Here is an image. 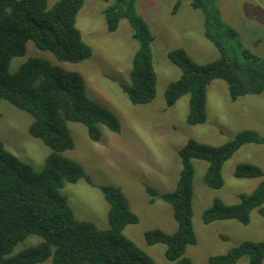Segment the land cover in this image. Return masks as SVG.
<instances>
[{"label":"trees","instance_id":"trees-1","mask_svg":"<svg viewBox=\"0 0 264 264\" xmlns=\"http://www.w3.org/2000/svg\"><path fill=\"white\" fill-rule=\"evenodd\" d=\"M48 1L0 0V102L27 113L32 119L28 134L50 149L42 169L36 172L0 142V264H41L48 259L51 264H155L123 235L126 226L138 223V217L120 189L101 188L108 205L105 230L76 219L61 194L65 183L90 182L80 164L63 156L74 147L68 124L83 125L88 137L98 142L99 125L119 133L116 116L87 96L78 72L34 57L27 58L15 72L10 71L12 59L25 57L28 42L51 53L59 62L77 64L92 56L91 47L76 27L84 0H57L51 7ZM136 1L114 0L104 9L103 17L108 33H114L121 20H126L132 30L131 37L138 47L131 62L130 85L122 89L132 105H146L156 91L153 36L136 11ZM191 7L202 12L203 36L214 45L219 57L200 65L182 49L168 52V61L181 71V76L167 86L164 100L171 107L188 96L186 123L195 126L206 121L207 87L214 80L225 82L232 102L247 95H261L264 61L246 50L242 51V60L228 54L225 43L237 39L238 34L222 20L216 0H192ZM248 144H264V138L253 130H243L221 146L188 140L178 152L181 170L175 188L161 196L172 209L177 229L173 234L148 231L144 235L146 244L164 245L165 259L173 264H193L185 257L186 247L196 243L192 161L207 163L203 183L218 190L224 183V163ZM233 175L237 179H262L263 171L254 164L241 163L235 166ZM146 191L155 196L150 188ZM253 210L264 219V180L251 193L238 195L236 204L215 199L203 212L202 220L205 224L233 220L245 226ZM30 236L42 240L12 255L14 248ZM242 258L248 259L247 264H262L264 242H243L224 255L209 258L208 263L237 264Z\"/></svg>","mask_w":264,"mask_h":264},{"label":"rangeland","instance_id":"rangeland-1","mask_svg":"<svg viewBox=\"0 0 264 264\" xmlns=\"http://www.w3.org/2000/svg\"><path fill=\"white\" fill-rule=\"evenodd\" d=\"M55 1L49 0L48 6ZM113 1L84 0L77 14L76 27L84 43L92 49L89 59L77 64L59 62L51 53L38 50L28 42L25 57L12 59L10 71L15 72L27 58L34 57L78 72L84 79L87 96L116 116L119 133L99 125L98 142L88 137L83 125L68 124L74 147L63 156L80 164L90 182L65 183L61 194L76 219L105 230L108 228V205L101 188L120 189L130 210L138 217V223L126 226L123 235L155 264H173L165 259V246L147 245L144 235L151 230L173 234L177 229L172 209L161 196L175 188L181 170L179 150L190 139L221 146L243 130H253L264 138V92L232 102L225 82L214 80L207 87L205 123L189 126L186 123L188 96L181 97L171 107H167L164 100L167 86L181 76V71L168 61L167 54L182 49L200 65L218 59L217 49L203 36V14L191 7L192 0H137L136 11L153 36L151 52L156 91L149 104L132 105L122 87L130 85L131 62L138 45L131 37L132 30L126 20L119 22L114 33L106 31L103 11ZM218 2L223 21L238 34L237 39L225 43L228 54L242 60V51L246 50L264 61V14H255L247 0ZM255 2L264 13V0ZM31 121L27 113L6 101L0 102V142L7 151L38 172L50 149L28 134ZM241 163L259 166L263 178H235L234 168ZM192 165L191 206L196 243L186 247L185 257L193 264H209V258L224 255L243 242H264V219L256 210L251 212L249 224L245 226L233 220L210 224L202 220L203 212L215 199L227 205L236 204L238 195L251 193L260 180H264V144L245 145L226 161L222 167L224 183L218 190L203 183L206 162L193 160ZM147 188L155 196L149 195ZM41 240L38 236L28 237L14 248L12 255ZM247 263V258L237 262ZM41 264H51V259Z\"/></svg>","mask_w":264,"mask_h":264},{"label":"crops","instance_id":"crops-1","mask_svg":"<svg viewBox=\"0 0 264 264\" xmlns=\"http://www.w3.org/2000/svg\"><path fill=\"white\" fill-rule=\"evenodd\" d=\"M217 1V0H216ZM248 2H250L252 5H249V4H247V5H249V7H251L252 9H253V11L255 12V14L256 13H262V14H264L263 12H262V9L256 4V2H255V0H247ZM218 4H219V2L217 3V6H218ZM219 8V7H218ZM219 11H220V13H221V10H220V8H219ZM222 17V16H221ZM223 20V19H222Z\"/></svg>","mask_w":264,"mask_h":264}]
</instances>
